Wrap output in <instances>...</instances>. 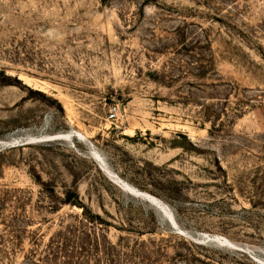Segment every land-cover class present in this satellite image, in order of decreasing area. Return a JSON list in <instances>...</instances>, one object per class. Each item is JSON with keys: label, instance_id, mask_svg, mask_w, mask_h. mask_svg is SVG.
<instances>
[{"label": "rangeland", "instance_id": "obj_1", "mask_svg": "<svg viewBox=\"0 0 264 264\" xmlns=\"http://www.w3.org/2000/svg\"><path fill=\"white\" fill-rule=\"evenodd\" d=\"M0 264H264V0H0Z\"/></svg>", "mask_w": 264, "mask_h": 264}, {"label": "built area", "instance_id": "obj_2", "mask_svg": "<svg viewBox=\"0 0 264 264\" xmlns=\"http://www.w3.org/2000/svg\"><path fill=\"white\" fill-rule=\"evenodd\" d=\"M117 113H118V109L117 108H113V110L110 111L109 118L110 119H114L117 116Z\"/></svg>", "mask_w": 264, "mask_h": 264}, {"label": "bare ground", "instance_id": "obj_3", "mask_svg": "<svg viewBox=\"0 0 264 264\" xmlns=\"http://www.w3.org/2000/svg\"><path fill=\"white\" fill-rule=\"evenodd\" d=\"M66 136H67V135H66ZM58 137H61V136H58ZM58 137H56V138H58ZM54 138H55V137H54ZM54 138H53V139H54Z\"/></svg>", "mask_w": 264, "mask_h": 264}]
</instances>
